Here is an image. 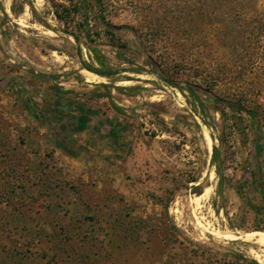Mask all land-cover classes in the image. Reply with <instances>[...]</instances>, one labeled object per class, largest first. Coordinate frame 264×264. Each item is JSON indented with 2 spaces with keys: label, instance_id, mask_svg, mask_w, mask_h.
<instances>
[{
  "label": "rangeland",
  "instance_id": "obj_1",
  "mask_svg": "<svg viewBox=\"0 0 264 264\" xmlns=\"http://www.w3.org/2000/svg\"><path fill=\"white\" fill-rule=\"evenodd\" d=\"M255 232L264 0H0V264H264Z\"/></svg>",
  "mask_w": 264,
  "mask_h": 264
},
{
  "label": "trees",
  "instance_id": "obj_2",
  "mask_svg": "<svg viewBox=\"0 0 264 264\" xmlns=\"http://www.w3.org/2000/svg\"><path fill=\"white\" fill-rule=\"evenodd\" d=\"M70 1H73V0H70ZM82 2H86V0H81ZM68 14V18L70 17V12H67ZM56 16L64 21L65 18L62 16V14L60 12H56ZM102 25L105 27V33L106 35H109L110 39L112 41L115 40V32L116 31H119V32H126L129 30L128 27L126 26H114L112 24H110L109 22H107L104 18L102 19ZM75 39L76 41L78 42L79 39L77 36H75ZM125 47V46H123ZM90 51H93L96 55V57L99 59L100 63H101V66L102 68L101 69H95V68H91L89 67L86 63H85V66L84 68L87 69L88 71L98 75V76H101V77H105V78H108V79H112L113 76L115 75L114 72H112L108 66H106L104 64V62L102 60H105V57L104 56H101L100 53L96 50V48H91L90 46L88 47ZM104 87H107V85H104ZM188 90L196 95L198 97V99L202 102L206 101V100H209V101H212L215 105H223V106H226L227 108L231 109L232 111L234 112H244L246 111L245 108H243L242 106H240L239 104H236L232 101H229V100H226L224 98H221L219 96H216L214 95L212 92L208 91V90H204V89H201V88H196L195 86H189L188 87ZM72 95H79L78 93H71ZM70 93H64L63 95L68 97L71 95ZM98 97L102 98V97H105V95L103 94H98ZM250 115L253 117V120L255 121V124H259V118H258V115L256 114V112H249ZM258 127V126H257ZM254 264H257V263H254Z\"/></svg>",
  "mask_w": 264,
  "mask_h": 264
},
{
  "label": "bare ground",
  "instance_id": "obj_3",
  "mask_svg": "<svg viewBox=\"0 0 264 264\" xmlns=\"http://www.w3.org/2000/svg\"><path fill=\"white\" fill-rule=\"evenodd\" d=\"M42 2V1H41ZM88 80L91 81L93 80L94 78H96L95 75H93L92 73H88ZM211 147V145H210ZM234 238V237H233ZM247 239H250V240H253L256 244L264 247V233L262 232H255V233H252V234H248L246 236ZM219 239V238H218Z\"/></svg>",
  "mask_w": 264,
  "mask_h": 264
},
{
  "label": "crops",
  "instance_id": "obj_4",
  "mask_svg": "<svg viewBox=\"0 0 264 264\" xmlns=\"http://www.w3.org/2000/svg\"><path fill=\"white\" fill-rule=\"evenodd\" d=\"M69 97V96H68Z\"/></svg>",
  "mask_w": 264,
  "mask_h": 264
}]
</instances>
